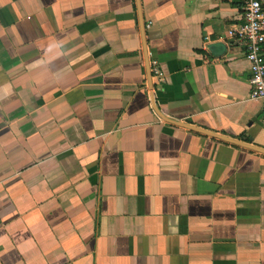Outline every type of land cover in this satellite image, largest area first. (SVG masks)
I'll use <instances>...</instances> for the list:
<instances>
[{"label": "crops", "instance_id": "obj_1", "mask_svg": "<svg viewBox=\"0 0 264 264\" xmlns=\"http://www.w3.org/2000/svg\"><path fill=\"white\" fill-rule=\"evenodd\" d=\"M241 7L0 0V264H264Z\"/></svg>", "mask_w": 264, "mask_h": 264}, {"label": "built area", "instance_id": "obj_2", "mask_svg": "<svg viewBox=\"0 0 264 264\" xmlns=\"http://www.w3.org/2000/svg\"><path fill=\"white\" fill-rule=\"evenodd\" d=\"M241 24L231 28L230 36L246 47V58L251 68L252 99L262 101V118L264 120V0H241ZM151 72L159 81L164 80V72L157 61L151 64Z\"/></svg>", "mask_w": 264, "mask_h": 264}, {"label": "water", "instance_id": "obj_3", "mask_svg": "<svg viewBox=\"0 0 264 264\" xmlns=\"http://www.w3.org/2000/svg\"><path fill=\"white\" fill-rule=\"evenodd\" d=\"M191 129H194V130H197V131H200V132H204V133H206V134H210V132H208V131H206V130H200V129H198V128H194V127H191ZM221 137H222V136H221ZM225 139H227V138H225ZM229 140L238 143V141H236V140H233V139H229Z\"/></svg>", "mask_w": 264, "mask_h": 264}]
</instances>
